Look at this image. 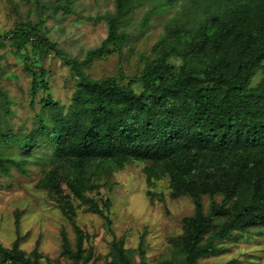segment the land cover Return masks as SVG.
Here are the masks:
<instances>
[{
	"label": "trees",
	"instance_id": "1",
	"mask_svg": "<svg viewBox=\"0 0 264 264\" xmlns=\"http://www.w3.org/2000/svg\"><path fill=\"white\" fill-rule=\"evenodd\" d=\"M146 3L137 33L155 16L173 17L135 78H91L41 24L0 35V51L13 47L9 55L31 79L35 124L16 130L9 121L12 99L0 89V178L13 171L26 176L36 163L45 171L40 188L62 194L66 183L64 214L76 241L63 231L62 255L72 264H90L94 251L85 246L90 235L76 223L71 200L102 216L112 231L111 200L100 204L89 193L100 190L102 175L134 162L149 163L145 171L155 180L169 179L173 198L194 199L195 213L183 219L176 240L185 264H200L236 232L264 234V0H116L104 17L108 36L88 60L121 53L135 36L130 20ZM51 54L76 81L67 107L53 97L45 66ZM6 78L20 75L11 70ZM139 245V264H147L143 239ZM111 247L106 264H137L124 238H114ZM0 257L4 264L49 260L38 247L28 254L20 238L11 247L0 241Z\"/></svg>",
	"mask_w": 264,
	"mask_h": 264
},
{
	"label": "rangeland",
	"instance_id": "2",
	"mask_svg": "<svg viewBox=\"0 0 264 264\" xmlns=\"http://www.w3.org/2000/svg\"><path fill=\"white\" fill-rule=\"evenodd\" d=\"M116 0H0V35L22 25L41 24L49 39L77 60L83 71L93 79L112 76L135 78L143 67L159 38L164 35V24L173 12L155 16L152 24L142 33L141 23L150 9V3L137 9L127 29L135 36L123 47L121 53L88 60L90 52L100 48L108 36L104 17L115 11ZM13 47L0 51V89L12 99L14 115L9 118L16 130L29 131L35 126L30 107L31 79L9 55ZM51 54L45 66L50 71L53 97L65 107L71 103L76 88L72 71L60 57ZM86 63V64H84ZM20 78H6L9 71ZM149 163L134 162L123 170L101 176L100 190L89 195L102 204L111 200L107 214L112 231L105 219L71 200L77 212L75 219L81 229L90 235L85 243L94 251L90 264L112 262L111 243L114 238H124L132 259L139 264L140 242L144 240L147 264H185L176 240L184 233L183 219L193 216L196 210L190 196L173 198L170 180H155L145 171ZM24 176L13 171L11 178H0V241L6 247L20 238L21 248L30 254L36 247L53 264H72L62 255V232L75 243V232L64 214L67 197L66 183L62 194L39 187L45 171L36 163L29 165ZM221 201V197L217 198ZM211 200L204 198L205 211ZM107 211H105L106 214ZM49 260H42L48 264ZM200 264H264V234L260 230L242 233L220 244L215 252L202 257ZM0 264H4L0 257Z\"/></svg>",
	"mask_w": 264,
	"mask_h": 264
}]
</instances>
